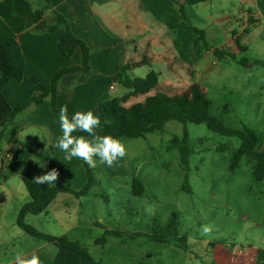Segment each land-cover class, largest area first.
<instances>
[{"label": "crops", "instance_id": "obj_1", "mask_svg": "<svg viewBox=\"0 0 264 264\" xmlns=\"http://www.w3.org/2000/svg\"><path fill=\"white\" fill-rule=\"evenodd\" d=\"M28 2L32 24L17 35L14 58L24 78L11 81L2 91L13 110L27 105L31 97L40 96L41 87L49 86L61 69L82 66L83 53L80 48L66 63L61 62L59 40L65 29L57 26L55 13L66 20L73 35L90 50L89 71L67 74L57 85V108L67 107L72 115L77 111H92L101 120L99 106L114 98L111 92L120 85L114 76L123 67L128 66L129 72L136 68H149V72L157 69L159 92L170 94L176 87L199 84L197 80L189 83V67L205 70L207 58L214 59L213 68L218 60L231 59L239 64L240 60L246 58L249 65L264 60V57L255 60L248 57L255 50L264 55V0H215L195 6L186 5V0H49V6L44 0H36L35 5L31 0ZM182 5L187 17L189 7L203 6L204 9L210 8L212 13L205 18L207 23L204 26H196L184 19L180 9ZM194 28L204 32L209 49L199 40ZM214 50L231 57L222 54L220 58L216 57ZM140 96L149 97L150 93ZM162 132L120 139L126 146L127 155L119 161L134 164L141 157L138 151L137 155L134 154L138 140L152 138L153 143H157L160 135L156 134ZM61 136L59 113L52 109L51 96L40 103L29 104L5 128L0 150V264H13L17 254L31 255L33 252L39 255L43 264H54L59 254L57 245L28 235L17 221L22 207L31 202L25 185L27 177L33 180L55 168L59 178L54 186L81 191L87 184L83 161L76 157L70 161L64 160L65 153L54 147ZM95 159L98 166L91 168L94 174L104 171L115 178L124 171L125 175H131L132 171V175L135 173L133 167L118 172L119 161L115 166L108 167L99 164L98 157ZM40 164H46V167L42 168ZM134 178L137 177L131 176L130 182H120L115 189L118 191L122 188L127 195L138 197L132 190ZM97 185L95 177L94 186L81 197L59 193L47 210L38 215H26L25 223L44 234L67 237L87 250L89 245L85 247L82 244L86 239L88 243L102 246V249L110 238L125 240L130 233L127 228L113 229L90 213L88 199ZM107 231L119 232L121 236L107 235ZM93 234H103L105 243L97 244L96 241L102 237L93 238ZM136 234L133 232L132 238ZM211 253L212 261H219L220 264H257L255 252L245 254L235 263L229 262L230 252L221 246L215 247ZM98 262L104 264L103 261Z\"/></svg>", "mask_w": 264, "mask_h": 264}, {"label": "rangeland", "instance_id": "obj_2", "mask_svg": "<svg viewBox=\"0 0 264 264\" xmlns=\"http://www.w3.org/2000/svg\"><path fill=\"white\" fill-rule=\"evenodd\" d=\"M31 2L35 5L36 0ZM187 11L188 19L196 26H204L205 18L212 13L203 6L189 7ZM248 57L255 60L264 55L255 50ZM213 61L205 60V70L189 67V83L198 81L210 100L211 114L225 127L247 126L263 138L260 150L264 151V68L252 63L242 67L231 59L218 60L213 68ZM148 72L149 68H136L128 74L135 79L145 78ZM188 88L187 84L176 87L170 95L181 94ZM159 90L157 87L150 96ZM128 92L117 85L111 96ZM146 98L130 99L127 107ZM185 133L190 149L187 165L181 157ZM156 135H160L157 143L152 138L138 140L134 154L138 151L141 157L134 164L119 161L118 172L133 167L134 175L133 171L131 175H125L124 171L115 178L104 171L94 174L98 185L88 199L90 213L113 229L127 228L130 233L126 239L110 238L104 249L94 242L88 243V239L82 244L89 245L90 253L104 264H220L212 261L211 251L217 246L230 252V263L255 252L257 264H264V180L259 182L254 178L255 161L247 156L231 169L241 140L215 133L205 124L184 125L177 121L167 123L162 134ZM131 176L144 183L143 197L115 189L120 182H130ZM173 214L178 215V232L187 237L188 250L147 238L165 226ZM206 224L213 231L204 236L199 230ZM133 232L141 234L132 238ZM102 236L93 234V238Z\"/></svg>", "mask_w": 264, "mask_h": 264}, {"label": "trees", "instance_id": "obj_3", "mask_svg": "<svg viewBox=\"0 0 264 264\" xmlns=\"http://www.w3.org/2000/svg\"><path fill=\"white\" fill-rule=\"evenodd\" d=\"M49 6V0H44ZM175 1V0H174ZM215 0H186V5L195 6L202 3ZM184 19L189 22L185 6L180 7ZM57 26H62L65 32L59 40L61 51V62L66 63L77 49L83 53L82 66L63 68L58 71L52 79L49 86H42L40 96L31 97L30 101L24 107L13 110L8 104L3 88L13 80L21 81L24 74L15 64V45L16 37L19 33L25 31L32 24L30 15V4L28 0H4L0 2V150L1 142L4 137L5 128L12 123L16 116L22 112L29 104L40 103L47 96H51V106L53 111L59 113L57 108V85L59 80L71 73H86L90 69V50L88 46L76 38L70 31L66 20L58 13H55ZM199 35V40L209 49L205 41L204 32L194 28ZM239 49L245 52L241 47ZM221 52L214 50L216 57H221ZM229 56V54H222ZM249 60L243 58L239 64L243 67L249 65ZM254 65L264 68L263 61H255ZM130 68L123 67L120 72L114 76V80L129 92L122 97H114L108 102L99 106L101 113V124L96 129L98 135H110L117 139L145 137L146 134L153 132H162L171 121H177L181 124H205L207 127L221 135L237 137L241 140V146L235 152L231 163V169H235L243 156H247L255 161L253 171L254 178L257 181L264 180V151L260 150L262 139L255 131L247 126L241 129H231L225 127L223 122L211 114V103L206 91L197 83L192 84L188 90L181 94L170 95L164 92H158L153 96L146 98L144 102L136 103L127 107L126 104L132 97L147 95L159 85V73L150 71L145 78H131L129 76ZM69 117L72 114L68 111ZM111 121L105 124L104 121ZM74 136H84L92 139L88 133L76 131ZM188 135L184 134V145L181 148L182 162L187 165L190 155V149L187 146ZM83 161V160H82ZM87 171V184L81 191H74L64 186L38 185L29 177L25 179L26 188L31 196V202L25 204L18 217V226L28 235L57 245L60 249L55 258L54 264H100L82 247L78 242L72 241L67 237H56L44 234L34 227L25 223L24 218L28 214L38 215L47 210L48 206L61 193H71L76 197L86 195L95 184L93 170L83 161ZM132 190L135 196L141 197L145 193V186L139 178H134ZM178 215L173 214L169 222L147 235L150 241L160 244L174 243L178 247L187 249V237L181 236L178 232ZM107 235L120 237L121 233L107 231ZM141 233H137L140 236ZM97 244H104L105 237L96 241Z\"/></svg>", "mask_w": 264, "mask_h": 264}, {"label": "clouds", "instance_id": "obj_4", "mask_svg": "<svg viewBox=\"0 0 264 264\" xmlns=\"http://www.w3.org/2000/svg\"><path fill=\"white\" fill-rule=\"evenodd\" d=\"M104 123L110 124L111 121L105 120ZM59 124L62 136L58 138L54 147L65 153L64 160L70 161L76 157L83 160L89 168L94 169L98 166L96 157L99 158V164L113 167L127 155L126 146L120 139L96 133L101 121L92 111H77L69 117L67 107H62L59 110ZM76 131L88 133L92 139L74 136L73 133ZM40 166L43 168L46 167V164H40ZM58 178L59 172L53 168L46 174L34 177L33 182L38 185L54 186ZM199 231L201 235L207 236L212 233L213 228L206 224ZM13 264H43V262L39 255L33 252L31 255L17 254Z\"/></svg>", "mask_w": 264, "mask_h": 264}]
</instances>
